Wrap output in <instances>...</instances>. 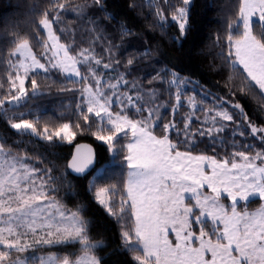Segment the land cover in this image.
<instances>
[{
    "label": "snow or ice",
    "instance_id": "1",
    "mask_svg": "<svg viewBox=\"0 0 264 264\" xmlns=\"http://www.w3.org/2000/svg\"><path fill=\"white\" fill-rule=\"evenodd\" d=\"M164 3L167 4L168 0ZM191 3L192 0H181L182 6L175 8L172 14L181 36L189 28ZM92 4L104 10L102 0H92ZM147 5L153 8L152 14L163 28L166 17L158 0H147ZM86 7L87 4L72 7L69 0H52L50 9L45 10L35 22L37 28L47 30L46 38L37 33L35 39L37 46L44 50L41 57L47 60L48 65L80 77L82 83L89 78L94 82L80 90L85 101L77 105L76 121L62 123L52 131L44 126L42 132H38L36 125L39 117H36L35 123L20 118L18 122L9 121L10 127L17 134L32 135L51 146H58L63 141L71 143L78 132L91 131L89 120L92 116L98 118L93 121L97 124V131L92 134L108 144L110 149L114 142H119L121 134L127 136L131 133V142L126 145L127 155L124 157L129 171L122 189L116 185L97 187L95 183L88 187L94 202L102 206L109 216L118 222L128 221L122 225V247L134 254L132 258L136 264H264V203L253 212L237 211L241 201L247 202L252 197L264 200V154L258 152L249 156L239 151L232 153L231 160H218L206 154L193 155L192 150L180 151L177 143L170 139L173 131L178 137L182 135L180 143L187 149L195 147L197 132L201 137L209 136L215 140L218 134L225 131L223 122H236V117L223 107L224 104L236 110L246 122L250 134L262 143L264 126L253 125L238 102L221 100L219 106L204 109L197 108L195 97L182 101L180 86L190 81L171 69L165 70L163 76L157 72L153 79L167 82L170 89L176 87L177 91L173 93L175 103L171 108L173 114L185 103L193 111L184 118L183 130L177 128L174 120L157 123L160 121L159 107L147 108L140 103L144 96L135 82L130 83L124 74H118L113 83L103 79L93 67L94 64L111 69L113 63L119 64L118 60L111 59V47L106 50L109 62L104 63L88 48L72 55L71 44L61 43L55 34L53 24L60 22L61 12L82 13ZM236 16L237 19L228 24L227 51L221 53L241 81L237 89L230 90L231 95L234 97L237 91L247 95L255 90L264 97V0H239ZM241 27L242 31L232 33L231 30ZM121 33L124 36L132 34L123 24ZM11 45L6 60L11 69L7 75L9 87L6 94L0 97V107L5 103L29 101L40 92V85L34 75L30 77V73L38 69L45 73L49 71V67L41 63L33 52L28 36L14 33ZM49 52L51 55H48ZM144 55H151V52ZM12 57L17 58L15 62ZM133 63L134 60L129 59L125 67ZM78 64L86 66V74H81ZM237 65H242V69ZM26 81L30 82L31 96L25 87ZM3 87L0 83V88ZM122 87L136 89L135 98L127 92L119 93ZM147 95L149 102L154 103L155 90H149ZM113 96H117L121 112L131 106L141 118L132 119L126 113H113ZM197 110L205 113L203 124L208 127L192 132L190 124ZM156 128L160 129L159 136L155 134ZM233 134L244 135L243 132ZM123 150L122 147L119 151ZM237 157L243 162H238ZM26 159H29L26 155H14L11 149L0 143V264H23L19 256L13 259V250L24 253L33 245L74 244L81 246L82 256L72 258L50 254L42 258L40 264H100L94 250L103 242L91 240L90 221L83 215L86 211L84 206H78L75 211L67 210L52 196L56 191L52 170L30 167L24 163ZM257 160L260 164L256 163ZM93 165L91 150L82 154L77 148V155L68 168L83 174ZM205 166L210 167V174L205 171ZM205 188L211 189L212 195H206ZM225 193L231 198L230 207L220 203V197ZM185 194L189 195L186 197ZM185 199L194 203L190 206ZM217 221L222 222V230ZM208 224L211 225L210 231L205 230ZM193 225L200 226L198 235ZM170 227L176 233L175 244L168 239ZM197 241L198 246H193Z\"/></svg>",
    "mask_w": 264,
    "mask_h": 264
},
{
    "label": "trees",
    "instance_id": "2",
    "mask_svg": "<svg viewBox=\"0 0 264 264\" xmlns=\"http://www.w3.org/2000/svg\"><path fill=\"white\" fill-rule=\"evenodd\" d=\"M69 3L72 7L85 4L88 7L84 8L82 13L61 12L60 22L53 24L54 32L59 36L60 42L71 44L72 55H76L82 48H88L104 63L109 62L106 50L111 47L112 61H119V64H113V68L127 72L126 79L139 81L140 84L137 85L141 95L148 97L149 90H155L156 99L153 108H161L160 121L157 123L174 120L178 125L177 128L183 130L184 118L179 122V114L171 112L175 103L173 93L177 91L176 87L172 86L170 89L167 82L153 79L157 72L163 76L165 70L171 69L180 77L190 81L180 86L183 92L182 101L193 96L197 105L201 104L200 95H206L215 100L238 102L243 106L250 121L264 126V97L255 90L247 95L237 91L233 97L230 90L239 87L241 83L239 74L233 72L231 66L221 56L222 52L227 51L228 24L237 19L239 0H192L188 12L189 28L183 36L180 35L178 24L172 20L175 8L182 6L181 0H168L167 4L164 0H158L159 7L163 9L166 17L163 28L152 14L153 8L147 5V0H102L104 10L93 5L92 0H69ZM51 4L52 0H0V83L4 85L0 88V97L6 94L9 87L7 75L11 69L8 68L6 60L7 52L12 47L13 34L28 36L33 52L37 58L42 59L41 52L44 50L37 46L35 36L39 33L46 38V34L42 28H37L35 22L41 18L45 10L50 9ZM122 24L131 30V35H122ZM231 31L237 34L238 31H242V27ZM148 51L151 55L145 56ZM129 59H133L134 63L130 67H125ZM93 67L98 73L104 69L102 66L96 68L94 64ZM80 70L82 75L86 74L85 65L80 66ZM115 71L113 69L106 74L115 76L117 75ZM37 73L30 74V77L35 76L40 85V92L37 95L17 106L5 103L0 107V143L11 149L14 155H26L29 163L37 169L52 170L53 187L56 189L52 196L57 198L61 205L70 210L84 206L86 211L83 215L90 221L91 240L103 242L95 250L100 264H136L132 258L134 254L122 247L121 232L124 230L122 224L94 202L93 194L88 187L89 184L95 183L97 187L116 185L117 188L122 189L129 171L123 162L127 155L125 144L128 138H119V142L113 144V149L116 151L115 156L112 157L108 145L100 142L92 134L97 131V124L93 121L98 119L92 116L89 120L92 124L91 131L78 132L72 144L61 142L58 146H51L35 136L17 134L10 127L9 121L18 122L23 118L35 123L36 117H39V123L36 125L38 132H42L44 126L52 131L62 123H74L79 112L77 105L85 101L80 90L91 80L89 78L88 83L87 81L82 83L81 80L69 79L53 68L47 73ZM229 77L232 79L229 80ZM26 88L29 89L31 96L29 81L26 83ZM131 93L136 95V89ZM114 111L118 112V108ZM180 111L188 112L192 111V108L185 103L180 107ZM125 113L132 119H139L133 110L122 114ZM232 124L233 122L228 123V129H225L224 133L215 140L209 136L199 139L195 137L197 142L192 149L181 145L182 136L172 134L170 139L177 143L180 151L192 150L193 155L206 154L215 156L218 160L223 158L231 160L233 152L243 151L250 155L264 148V144L258 141V138L247 132L241 139L235 136L232 131H235L233 126L236 123ZM197 125L194 128H197ZM81 126L83 127V121ZM155 134L157 136L161 134L159 128L155 129ZM83 143L93 146L97 164L88 175L75 177L69 172L68 163L74 148ZM122 147L124 150L120 152ZM236 160L239 161V157ZM100 168H103L102 173L97 175ZM63 173L67 175L64 176ZM118 181L122 183H117ZM254 204L256 201L250 203L249 208L255 207ZM49 251L64 256H76L82 252L79 244L47 248L46 253Z\"/></svg>",
    "mask_w": 264,
    "mask_h": 264
},
{
    "label": "rangeland",
    "instance_id": "3",
    "mask_svg": "<svg viewBox=\"0 0 264 264\" xmlns=\"http://www.w3.org/2000/svg\"><path fill=\"white\" fill-rule=\"evenodd\" d=\"M190 8V7H189ZM189 12V11H188ZM54 29V28H53ZM43 31L45 32V34H46V36H47V30H45V29H43ZM49 44L51 43V41H49L48 42ZM48 55H51V53L49 52L48 53ZM16 58V57H15ZM17 59V58H16ZM16 59H14L13 61L15 62V60ZM21 59H22V57H21ZM38 59H40V61H41V63H45L46 64V66H48L49 67V69L51 68L50 67V65H48V62H47V60L46 59H44V58H38ZM114 64V63H113ZM83 64H78L77 65V67H79L80 68V66H82ZM237 67L238 68H241L242 69V65H237ZM96 68H98L97 66H96ZM113 69H115L116 71L114 72V73H116L117 75H115V76H109V75H107L106 73H108V72H112V70ZM96 71H97V73H98V70L97 69H95ZM81 71V70H80ZM36 72H38V73H45L43 70H36ZM60 72H62V71H60ZM122 71H120V68H111V69H103L102 70V72L101 73H98L103 79H105V80H111V82H113V83H115V79L114 78H117L118 77V74H124V76H125V74H128L127 72H122ZM47 73V72H46ZM30 74H32V73H30ZM62 74H64L67 78H69V79H73V80H76V81H80L81 80V78L80 77H77V76H75V75H69V74H67V73H64V72H62ZM82 74V73H81ZM125 79H126V76H125ZM130 83L131 82H135L136 84H140V82L139 81H134V80H129V79H127ZM89 81V80H88ZM88 81H87V83H88ZM28 81H26V83H27ZM94 83L92 80H90V83H88V84H92V83ZM26 83H25V87H26ZM87 86V85H86ZM124 88V89H123ZM134 89H132V88H130V87H122V88H120L118 91H119V93H123V92H127L128 94H130V95H132L134 98H135V96L136 95H133L131 92L133 91ZM191 97H193V96H191ZM155 99H156V97H155ZM117 101V96H113V103H112V105H111V111L113 112V113H117L116 111H114V109H116V108H118V112H121V107H120V105L116 102ZM199 101H200V103L201 104H197V108H200V107H202V108H204V109H212V108H214V107H217V106H219L220 105V103H221V101L220 100H215V99H211L210 97H208V96H206V95H200V98H199ZM141 104H143L145 107H147V108H153L154 106H155V104L154 103H152V102H149V97H145L144 96V100L143 101H141L140 102ZM11 106H17L18 104H14V103H9ZM158 106H160V105H158ZM223 107L224 108H226L231 114H233L235 117H236V125H234L233 126V128H234V130L235 131H232L233 133L234 132H243V133H249L250 134V132H249V129H248V127H247V124H246V122H244L242 119H241V117L237 114V112H236V110H234V109H232L231 107H229V105L228 104H224L223 105ZM160 107H159V116H160ZM129 110H133L132 109V107L131 106H129L127 109H125V111L124 112H126V111H129ZM134 111V110H133ZM187 111V110H186ZM193 111V110H192ZM192 111H188V112H183V111H180V108H179V110L177 111V114H179V122L180 121H182L183 120V118H185L186 116H188ZM124 112H121V114L122 113H124ZM135 112V111H134ZM136 114V113H135ZM137 115V114H136ZM136 117H138V118H141L140 116H136ZM195 117H199V119H196ZM204 117H205V113L204 112H202V111H199V110H197V111H195V114H194V117H193V121H191V124H190V131H192V132H197V130L198 129H201V128H204V129H206L207 127H208V125L207 124H203V120H204ZM249 120V119H248ZM250 121V120H249ZM194 122L195 123H197V124H194ZM224 124H225V129H228V123H232V122H227V121H225V122H223ZM235 123H233V124H235ZM251 123L253 124V125H256L257 127H262V126H259V125H257L256 123H254V122H252L251 121ZM232 124V125H233ZM177 125V124H176ZM195 125H197V128H194V126ZM104 126L105 127H107V125L106 124H104ZM178 126V125H177ZM224 132H222V133H220V134H218L217 136H216V138L217 137H219V136H221L222 134H223ZM106 134V133H105ZM172 134H176L175 133V131H173L171 134H170V137H171V135ZM251 135V134H250ZM182 136V135H181ZM235 136H238V138H242V136H240V135H235ZM252 136V135H251ZM196 137L199 139V138H203V137H201V136H199V134H198V132H197V135H196ZM119 138H128L126 141H127V143L125 144V148H126V145L129 143V142H131V133L129 132L128 133V135L127 136H125L124 134H121V136L119 137ZM119 138H118V140H119ZM255 138H258V137H255ZM182 139H183V136H182ZM74 140H75V137H74V139L72 140V142L71 143H68L67 141H63L64 143H67V144H72L73 142H74ZM100 142H102L103 144H105V145H108V144H106L104 141H101V140H99ZM258 141H260L261 142V140L258 138ZM196 139H195V144H196ZM115 143V142H114ZM113 143V144H114ZM262 143V142H261ZM262 144H264V143H262ZM108 147H109V145H108ZM113 148H114V146H112V149H110V154H111V156L113 157V156H115V151H113ZM261 153V154H264V148L262 149V150H260V151H256L255 153ZM255 153H253V154H250L249 156H252V155H254ZM240 159V158H239ZM124 163H125V161H123ZM238 162H243L242 160H239ZM24 163H27L30 167H33V168H36L34 165H31L30 163H29V161H28V159H26L25 161H24ZM256 163L257 164H260V161L259 160H257L256 161ZM125 165H126V163H125ZM99 171L97 172V175H99L100 173H102V170H103V168H100V169H98ZM205 171L206 172H208L209 174H210V171H211V169H210V167H208V166H205ZM37 175H39V173L37 174ZM113 176H116V175H114L113 174ZM118 177V176H117ZM94 179V178H93ZM117 183H122V181H118ZM121 185V184H120ZM100 187V186H99ZM102 187H105V185L104 186H102ZM121 187H122V185H121ZM118 189H121V188H118ZM203 191L205 192V194L206 195H212V193H211V189H209V188H205V189H203ZM123 193L121 192V195H122ZM186 195V197L189 195V194H185ZM55 198V197H54ZM56 200H57V198H55ZM113 199H117V197H113ZM58 201V200H57ZM256 201V204H254L255 205V207H252V208H249V204L250 203H252V202H255ZM185 203L186 204H189L190 206H191V204L192 203H194V201H192V202H190L188 199H185ZM220 203L222 204V205H224L225 207H230V205H231V198L230 197H228L227 196V194L225 193V194H222L221 195V197H220ZM262 203H264V200H261L259 197H252V198H250V200L249 201H247V202H245V201H241L240 202V204H238V206H237V211H240V212H243V211H245V210H247L248 212H253V211H255L256 209H258L260 206H261V204ZM65 207V206H64ZM66 208V207H65ZM67 210H70V209H68V208H66ZM76 210V209H75ZM75 210H70V211H75ZM209 221L211 220V218L210 217H208L207 218ZM119 223H121L122 225H126L128 222L125 220V221H120ZM216 223H218L219 224V227H220V229L222 230V228H223V224H222V222H219V221H217ZM0 226H2V225H0ZM200 226L199 225H193V230L194 231H196L197 232V235H198V228H199ZM210 229H211V225L210 224H208V225H206L205 226V230L206 231H210ZM215 237H213V239H214ZM168 239L170 240V241H172V243L173 244H175L177 241H176V233H175V231H173L172 229H171V227H170V229H169V234H168ZM28 243H31V240H28L27 241ZM56 246H64V245H33L32 247H30L26 252H24V253H15L14 252V250H13V253H12V255H13V259H15L17 256H19L20 258H21V260L23 261V264H40V261H41V259L42 258H46L47 256H49L50 254H57V253H55V252H51V251H49L48 253H46V249L47 248H51V247H56ZM193 246H198V241L197 242H195L194 244H193ZM79 247H81L80 245H79ZM97 249V248H96ZM95 249V250H96ZM0 250H2V249H0ZM94 250V251H95ZM236 253H234V255H235ZM58 255V254H57ZM83 255V252H80L79 254H77L76 256H70V257H72V258H77V257H79V256H82ZM96 255V254H95ZM210 255V254H209ZM97 256V255H96ZM98 257V256H97ZM136 263V262H135Z\"/></svg>",
    "mask_w": 264,
    "mask_h": 264
},
{
    "label": "water",
    "instance_id": "4",
    "mask_svg": "<svg viewBox=\"0 0 264 264\" xmlns=\"http://www.w3.org/2000/svg\"><path fill=\"white\" fill-rule=\"evenodd\" d=\"M77 148L80 149V152H81L82 154H87V152H88L89 150H91V152H92V154H93V157H94V165L91 166V167L89 168V170H87V171H86L85 173H83V174L75 173V172L72 171L70 168H68L69 172H70L73 176H75V177H84V176L88 175L90 172H92V171L95 169V167H96V164H97L96 151H95V149L93 148V146H91L90 144H86V143L79 144V145H77V146L74 148V151H73L72 157H71V159H70L68 165L71 163L72 158H73L75 155H77Z\"/></svg>",
    "mask_w": 264,
    "mask_h": 264
}]
</instances>
